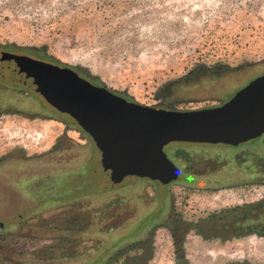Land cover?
<instances>
[{
	"label": "rangeland",
	"instance_id": "obj_1",
	"mask_svg": "<svg viewBox=\"0 0 264 264\" xmlns=\"http://www.w3.org/2000/svg\"><path fill=\"white\" fill-rule=\"evenodd\" d=\"M5 47L75 67L142 105L165 97L205 109L264 74V0H0ZM163 150L176 181L111 183L78 125L0 83V264H175V250L188 264H264L263 234L207 239L178 228L174 245L158 227L217 213L221 227L263 230L264 134L237 147ZM245 203L254 208L234 210Z\"/></svg>",
	"mask_w": 264,
	"mask_h": 264
},
{
	"label": "water",
	"instance_id": "obj_2",
	"mask_svg": "<svg viewBox=\"0 0 264 264\" xmlns=\"http://www.w3.org/2000/svg\"><path fill=\"white\" fill-rule=\"evenodd\" d=\"M0 78L23 84L68 115L101 153L111 183L133 176L163 185L180 170L164 153L173 142L237 147L264 134V74L218 107L170 111L128 102L70 68L0 54Z\"/></svg>",
	"mask_w": 264,
	"mask_h": 264
},
{
	"label": "flooded vegetation",
	"instance_id": "obj_3",
	"mask_svg": "<svg viewBox=\"0 0 264 264\" xmlns=\"http://www.w3.org/2000/svg\"><path fill=\"white\" fill-rule=\"evenodd\" d=\"M1 53H9V54H12V55H18V56H27V57H30V58H33V59H36V60H40V61H43V62H47V63H50V64H53V65H57L61 68L63 67H66V68H70L72 71H74L75 73L78 74V76L88 80L91 84H93L94 86H99V87H104L101 83H98L96 80H94L93 78L91 77H88L87 75H84L83 73H81L77 68L75 67H69V66H66V65H62V64H57V63H52L51 60H49L48 58H40L38 55L36 54H27L26 52H17V51H14V50H11L9 48H0V54ZM37 56V57H36ZM238 68H241V66H238L236 67L235 69H226L227 72H234V71H238ZM193 70V69H192ZM200 71H203V70H200ZM190 72V71H189ZM193 71H191L190 73H188L187 75H185V77H189L190 74H192ZM205 72V71H204ZM207 72H209V69H207ZM179 81H175V82H172V84L176 83ZM0 83L2 84H5V85H10L12 87H16V88H19V89H22V90H25L26 92H28L29 94H35L36 96L40 97V99L52 110L56 111L53 107H51L48 103H46L41 96H39L38 94L36 93H33L31 90H29L27 87H25L23 84L21 83H17L15 81H10V80H6V79H2L0 78ZM173 84V85H174ZM245 87V86H244ZM106 88V87H105ZM240 88H243V87H240ZM107 89V88H106ZM109 90V89H107ZM110 92H112L113 94L117 95V96H120L122 98H124L126 101L128 102H134L136 103L135 101H132L130 100L129 98L125 97L124 95L122 94H118L116 92H113L112 90H109ZM239 91V89H238ZM237 92V90L235 91ZM234 93H232L230 96L226 97L223 101L217 103L216 105H208L206 107H204L205 109L206 108H213V107H218L220 105H222L223 103L227 102L228 100H230L233 96H234ZM159 100L160 101V104L157 105L156 107H153V108H156V109H164V110H170V111H185V110H179L178 108H176V106H173L172 104H165L166 103V99L165 97L163 98H160ZM139 104V103H137ZM142 105V104H140ZM146 106V105H144ZM148 107H151V106H148ZM191 111V110H189ZM58 112V111H56ZM59 113V112H58ZM63 114V113H62ZM66 115V114H65ZM68 116V115H66ZM69 117V116H68ZM70 118V117H69ZM72 122L77 125V123L72 119ZM80 128V127H79ZM81 129V128H80ZM81 131L85 134H87L86 132H84L82 129ZM138 178V177H137ZM144 179H147V178H144ZM150 180V179H149ZM154 182H158V181H154ZM160 183V182H158ZM182 199V198H181ZM163 205L167 203V197L164 198V201L162 202ZM169 203V201H168ZM263 203V202H262ZM258 204H261V203H258ZM179 205L183 206L181 209H184L185 208V203L184 202H179ZM254 205L253 203H245L244 205H237V207L234 208V210H237V211H244L246 209H251V208H254ZM257 206V205H256ZM179 210V209H178ZM217 213H214V216H210L211 214H209L208 218H206V220H201V219H195L194 221L191 220V219H187L185 216H181V215H178V221L175 225H173V227H170L166 224H161L160 226L158 227H165L170 233H171V239L173 241V244L176 245L177 242H178V235H177V232L175 230H178V228H183L182 230L183 231H197V232H205V231H208L209 234H203L205 237H207V239H213V238H219V237H222L220 236L221 234H219V232H221V230H224V231H234V232H237V233H245V232H250L251 234H258L256 233L255 231L257 230H252L253 227H250L248 224H246L247 226H245V224H242L241 226L240 225H224L223 227H221L219 224L216 223V220L220 219V218H217L215 217ZM225 220L226 219V216L221 218V220ZM254 215H252L251 217L248 218V222H251L252 224H254ZM259 231V230H258ZM218 234H217V233ZM211 233V234H210ZM201 235V234H200ZM202 236V235H201ZM264 237V236H263ZM182 247V246H181ZM175 264H188V262L185 260V256L183 254V251L180 250V252L178 253L176 250H175V261H174Z\"/></svg>",
	"mask_w": 264,
	"mask_h": 264
},
{
	"label": "trees",
	"instance_id": "obj_4",
	"mask_svg": "<svg viewBox=\"0 0 264 264\" xmlns=\"http://www.w3.org/2000/svg\"><path fill=\"white\" fill-rule=\"evenodd\" d=\"M264 207V203H261V204H258L257 205V208H258V210H260V209H262ZM256 233H258V234H263V236H264V228H263V230H257V231H255ZM105 264V263H104ZM108 264V263H107Z\"/></svg>",
	"mask_w": 264,
	"mask_h": 264
}]
</instances>
